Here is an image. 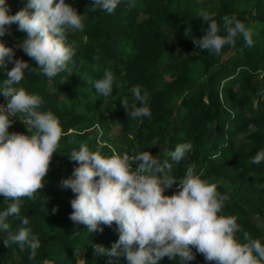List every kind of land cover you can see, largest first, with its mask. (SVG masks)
<instances>
[{
	"label": "trees",
	"instance_id": "16d2710c",
	"mask_svg": "<svg viewBox=\"0 0 264 264\" xmlns=\"http://www.w3.org/2000/svg\"><path fill=\"white\" fill-rule=\"evenodd\" d=\"M6 2L9 13L15 14L26 0ZM91 2L66 0L82 14L84 29L67 33L68 42H75V55L52 78L45 77L17 46L26 34L15 23L8 26V36L0 37L13 48L14 59L27 61L34 70L25 69L17 86L38 94L43 101L41 110L52 112L62 128L43 187L32 199L21 198L19 216L7 218L10 231L29 228L40 247L29 259L27 248L21 251L12 243L7 247L0 240V264H77V251L84 253L86 264H109L107 255H93V245L111 247L119 235L115 222L88 234L84 224L69 219L75 194L59 186L71 176L76 162L69 159V152L81 142L91 150L99 145L101 154L107 156L127 153L131 157L149 151L157 160L172 164L168 174L177 180L187 167H193L227 197L219 214L236 218L241 227L237 239L243 242V232H247L264 244V161L250 162L264 149V94L260 91L264 89V0H133L131 7L121 0L111 14L93 11ZM200 10L215 13L221 35V18L235 15L249 30L251 45L238 35L219 54L200 49L194 41L208 30L203 19L196 17ZM177 45L185 54L180 59ZM13 66L8 63L6 69ZM105 69L113 73L114 90L111 97H98L93 82ZM4 78L0 72V80ZM137 85L142 94H148L149 117L127 116L121 105L126 97L130 111L131 89ZM3 101L0 97V104ZM178 106L181 112L175 120ZM12 120L9 132L27 134L19 118ZM114 128L117 144L111 135ZM184 142L191 143V151L179 163L172 162L168 153ZM177 184L163 194L178 191ZM9 202L0 194V210ZM21 217L27 225H21ZM4 235L0 232V239ZM111 259L112 264H127L123 256ZM158 264L177 261L165 256ZM188 264L215 261H205L196 253Z\"/></svg>",
	"mask_w": 264,
	"mask_h": 264
},
{
	"label": "clouds",
	"instance_id": "9594fccd",
	"mask_svg": "<svg viewBox=\"0 0 264 264\" xmlns=\"http://www.w3.org/2000/svg\"><path fill=\"white\" fill-rule=\"evenodd\" d=\"M127 2L134 6L133 0ZM91 3L93 11L111 14L121 0ZM214 16L206 10L197 13L196 17L208 25L206 34L194 41L200 49L219 54L238 35L251 45L249 30L235 15L221 18L223 35ZM13 23L26 34L17 46L47 78L63 72L75 55V42H68L67 33L84 29L82 14L66 0H26L15 14L9 13L6 0H0V37L10 31L8 26ZM8 63L14 66L6 69ZM25 69L34 71L27 61L14 59L13 48L0 40V72L6 75L0 80V97L6 102L0 104V194L10 201L0 210V232L6 233L0 240L7 247L12 243L21 251L27 248L31 259L40 247L39 240L27 227L10 231L7 218L19 216L21 198L32 199L43 187L62 128L52 112L41 110L43 101L38 94L17 86ZM113 83L112 71L105 69L102 77L93 82L97 96L111 97ZM260 91L264 94V89ZM131 92L134 102L130 111L127 98L121 100L127 116L149 117L148 94H142L138 85ZM17 114L27 134L8 131ZM191 148L189 142L178 143L168 155L172 162L179 163ZM69 159L76 164L71 176L59 183L75 194L70 200L69 219L84 224L88 234L103 231L101 225L115 222L119 235L111 247L93 245V255H107L109 264L111 258L120 256L127 264H158L165 256L176 259L177 264H188L196 253L215 264H264V244L247 232H243V242L237 239L241 227L236 218L219 214L227 197L217 192L214 183L196 174L193 167H187L177 180L168 174L172 164L157 160L149 151L131 157L127 153L107 156L101 154L99 145L91 150L84 142L69 152ZM262 161L264 149L250 158L253 164ZM176 181L178 191L164 195L165 188ZM20 223L27 225L28 221L21 217Z\"/></svg>",
	"mask_w": 264,
	"mask_h": 264
},
{
	"label": "rangeland",
	"instance_id": "374dc122",
	"mask_svg": "<svg viewBox=\"0 0 264 264\" xmlns=\"http://www.w3.org/2000/svg\"><path fill=\"white\" fill-rule=\"evenodd\" d=\"M6 36H8V34H6ZM177 49H178V53H177V59L179 58H182L185 54L184 52L182 51V47L177 45ZM179 105V104H178ZM181 112V107L178 106V114L174 117L175 120L178 119V115L179 113ZM118 130L116 128H114L111 132V135H112V138H113V141L115 144H117L118 142V139H117V136H118ZM255 222L258 224V225H261V221L259 218H255L254 219ZM75 256L77 258V264H86V261H85V256H84V253L82 251H77L75 252ZM46 264H54L53 262H47Z\"/></svg>",
	"mask_w": 264,
	"mask_h": 264
},
{
	"label": "built area",
	"instance_id": "2783aa9c",
	"mask_svg": "<svg viewBox=\"0 0 264 264\" xmlns=\"http://www.w3.org/2000/svg\"><path fill=\"white\" fill-rule=\"evenodd\" d=\"M4 103H6L5 100L3 102H1V104H4ZM19 116H20V114H17V117H15V116H13V117L18 118ZM170 188H171V186L168 188H165V189H170Z\"/></svg>",
	"mask_w": 264,
	"mask_h": 264
}]
</instances>
